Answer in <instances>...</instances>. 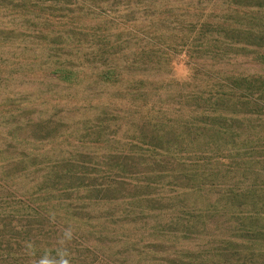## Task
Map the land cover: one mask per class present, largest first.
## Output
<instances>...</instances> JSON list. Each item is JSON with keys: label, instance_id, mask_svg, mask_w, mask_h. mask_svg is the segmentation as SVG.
I'll use <instances>...</instances> for the list:
<instances>
[{"label": "trees", "instance_id": "16d2710c", "mask_svg": "<svg viewBox=\"0 0 264 264\" xmlns=\"http://www.w3.org/2000/svg\"><path fill=\"white\" fill-rule=\"evenodd\" d=\"M69 2L84 9H69ZM74 9L85 15L76 14ZM46 10H61L55 31L63 30L66 24L78 27L76 33L70 31L67 36L55 33L52 40L58 49L68 43L82 48L92 32L98 38L91 43L93 49L96 47V58L88 62L103 67L95 79L110 86H118L124 80L131 84L128 96L115 95L113 100L131 107L127 116L137 117L143 125L133 124L125 132L128 151L115 165L125 173L129 165L136 167L154 161L162 170L147 175L149 183L144 187L154 186V191H148L138 203L134 199L125 202H130L125 209L111 207L104 220L84 215L82 207L96 210L98 201L87 189L85 196L94 199L95 205L85 201L77 207V197H73V206L68 199H61L50 207L57 219L42 216L47 225L37 224L36 217L45 209L38 202L41 193L22 195L17 186H12L22 176L12 177L7 168L24 163L28 171H40L52 158L20 160L29 144L18 140L21 137L18 138L15 127L25 122L34 132L31 138L44 140L51 151L57 150L61 140L76 136L69 130L62 134L55 127L61 120L56 117L58 113L37 117L29 123L30 119L19 115L20 108H2L0 118L5 119L8 113L4 128H9L4 132L11 140L4 142L3 138L4 145L24 146L17 152L18 158L8 150L5 158L0 157V226L10 234L0 241V246L8 247L0 250V264L5 263L7 256L13 264H264V0H0V19L13 16L10 20L16 26H0V39L27 34L19 31V18L24 19L29 13L34 14L29 21L34 35L43 34L46 38L53 25L40 16ZM80 16L97 25L85 23ZM110 31L118 34V39ZM128 41L132 42L134 53L145 54L151 61L156 55L161 62L170 57L174 61L175 56L183 54L187 65L203 75L202 80L193 84L188 79L178 81L173 77L178 86L175 97L150 96L149 91L165 86L144 76L127 78L122 70L103 61L113 52L126 53ZM241 56L260 68L247 72L239 67L229 71L210 67L215 61L231 57L238 61ZM79 66L87 68L81 63ZM3 67L0 64V71ZM52 75L67 83L79 80L78 71L64 66L62 61ZM51 96L45 95V99H64ZM39 98L44 100V96ZM85 117L84 128L78 130L81 143L113 147V143L103 141L104 136H97L104 135V124L114 122L115 114L106 112L98 122ZM38 149L43 146L37 145L35 150ZM148 152L154 160L147 158ZM115 165L94 166L89 174L99 172L102 177L108 176L99 184L108 188L107 181L113 182L116 176ZM129 174L136 179L142 177L135 171ZM60 178L63 176L55 181ZM164 178L169 179L170 189L175 184L179 190H172L175 193L171 195L163 192L169 186ZM134 195L133 192L131 197ZM13 219L18 230H6L4 226ZM57 220L59 224V220L68 222L65 234L71 247H60L64 240L55 232ZM78 223L89 224L96 233L107 229V234L97 238L89 235L88 239H108L110 244L106 247L101 243L98 247L96 242L80 240V232L72 231ZM16 244L24 247L21 256L10 248ZM117 246L119 249L114 251Z\"/></svg>", "mask_w": 264, "mask_h": 264}, {"label": "rangeland", "instance_id": "374dc122", "mask_svg": "<svg viewBox=\"0 0 264 264\" xmlns=\"http://www.w3.org/2000/svg\"><path fill=\"white\" fill-rule=\"evenodd\" d=\"M68 4H72L69 9L76 6L84 9L81 5L75 4L74 2H69ZM74 12L78 15L79 13L85 15L83 12H77L75 9ZM41 13L42 15H40V13L39 15L42 16L43 19H48L53 24L49 27V30L46 33L48 36H46V38L42 36L43 34L34 35L35 32H33V29L29 25V21L31 18H34V14L29 13L26 14V18H19L21 20V28L19 31H25L27 34H21L19 37L0 39V64H3L4 66L2 71H0V111L3 110L2 108H20L18 111L20 113L19 115H22L25 120L30 119L29 123L36 120L37 117L43 116V118H45V116H49L50 114L58 113L56 117H60L61 120L59 119L60 121L55 127H59V131L62 132V134L69 133L68 131H64L69 130L70 133H73L76 136V138H72V140H70V138L61 140V144L56 146L57 150L51 151L47 149L44 140L41 141L31 138V136H34V132L31 129H28L24 122L22 125L15 127L18 138L19 136L21 137V139L18 140L29 144V147L23 156H21L20 160L30 157L33 161H35L34 158L40 161L43 160L42 158H44V156H50L52 159H50V162H48L45 167H42L40 171H33L32 169L28 171V168H26L23 163L15 165L13 168H7V172H12V177L14 178L22 176L21 178H17L12 185L14 187L17 186V189L22 191V195L41 193L38 202L42 204L45 209L41 212L39 217H36V219L39 220L37 221V224L44 225V223H46L47 225V222L41 219L42 216L57 219L50 207L52 206V202L61 199H68V203L73 206V197H77V207H82L85 201L90 205H95L96 201H94V199H87L85 196L89 193L86 191L87 189H90V192L96 195L94 197L98 198V201L94 206L96 210H85V208L82 207V209H84V215L86 214L91 217L97 216L99 219L104 220V216L112 211L111 207L115 209H120L122 207V209H125L130 203L125 204V202L134 199L138 203V200L141 201L143 197H146L148 191H154V186H149V188L144 187L149 183L146 178L149 173H159L162 170V167L158 164H154L153 161L136 167L129 165L127 166V171L125 173L118 169L115 163L124 159L123 156L128 151L125 148V143L127 141L125 132L131 128L133 124H136V126L143 125L142 121L137 117L134 119L127 116L126 111L131 107L118 100H113L114 98H117L115 95L128 96V88L131 84L129 81L124 80L118 86H110L103 84L102 81H97L95 79L96 75L99 70H103V67L99 65L96 66V64L93 65L88 61H91V59L95 57L96 47L93 49V44L91 43L96 42L98 38L93 37V35L90 34L92 32H90L88 33L87 43L85 44L86 46L79 48L76 47L75 44L68 43L67 46L65 45L61 49H58L56 43L52 40L55 33L60 32V34L67 36L70 31L76 33L74 30H77L78 27L66 24L64 25L63 30L55 31V21L59 22L58 19L60 18L58 15L61 13V10L57 13L47 10ZM53 13L56 14L52 15ZM81 18L85 23L94 26L97 25L88 19ZM10 19H13V16L8 15L7 19H0V26H6L7 29L12 27L16 28V26L11 23ZM39 20L40 19H36V21ZM31 32L33 33L30 34ZM99 32L101 34V30ZM111 34L113 38L118 39V34L112 32ZM124 51L126 53L113 52L111 53L113 55H109L107 59L103 61H105L110 67L115 66L122 70L127 78L139 79V77L144 76L158 80L162 84V87H165L160 90H153V92L149 91L150 96L155 97L156 99L171 94L175 97L178 88L175 84V79L178 81L188 79L190 80L189 82L196 84L199 82V79L202 80L203 78V75L199 74L195 69L192 70L191 67L187 65V59L183 54L175 56L174 61L170 57L169 61L166 62L168 59L164 58L162 60L165 62H161L158 55L152 57L153 61H151L145 54L134 53L135 50H133V44L130 41L126 42ZM61 61L64 66H72L76 72L78 71L79 80L67 83L57 80L56 77L52 75L54 68L57 66L58 62ZM80 63L87 68L82 69L81 66H79ZM210 67L225 69L228 71L233 69V67H239L247 72L257 71L260 68L242 56L238 61L232 57L225 58L221 61H215L214 65H211ZM171 77L175 78H173L174 81L172 82ZM45 95H53V97H51L55 99L58 97L64 99L49 101L45 99ZM42 96H44V100L39 98ZM85 98L91 100L84 101ZM46 111H48L47 114L45 113ZM106 112L114 113L117 119L114 122L105 123L103 126L105 129L104 135L97 137L104 136L103 141L113 143V147H110L109 145H83L80 141V132L78 130L79 128H84L86 121L85 116L90 118V122L92 120L98 122L99 119L103 118ZM5 115L6 119L8 113H5ZM5 119L0 118V157L6 156L5 151L8 150V153H12L18 158L19 153L17 152H19L24 145L20 143H13L11 146L4 145V142H11L4 132L9 128V126L4 128L6 125ZM3 138L6 139L4 142ZM39 144L43 146V149L35 150V147ZM127 146L129 147V145ZM148 154L149 156L147 158L154 160V157L150 156L149 152ZM106 164H110L111 167H114L115 165L116 168V176H114L115 179L113 178L114 181L111 182L108 178L109 180L106 183L109 186L108 188H104L103 185L99 187V184L105 182L108 176L102 177L99 172H96L97 175L89 174L92 167L96 166L99 168H105ZM134 171L140 173L142 177L136 179V176L129 174V172L131 173ZM50 172L51 174H49ZM143 173H145L144 176L142 175ZM60 176H63V178H60L61 180L59 181H55V179ZM94 176H97V178L95 179ZM81 179L83 182L79 183ZM163 180L165 182L169 181L168 178H164ZM172 180L174 179H171V181ZM83 184L84 187L82 188ZM169 184L170 182L167 183V185ZM76 185H81V187H76ZM5 186L11 188L9 185ZM170 187V185L167 186L163 192L170 193L169 195H171L172 193H175L172 190H179V187L175 184L172 189H170ZM133 192L136 195L132 198L131 194H133ZM81 193H83V195H81ZM119 214L120 213H117L116 215L118 216ZM59 221L60 224L58 223V220L56 221V225H59L55 232L58 233L57 235L60 237H63L64 243L60 244V247L66 245L71 247V245H69L68 235L65 234V230L69 228L67 225L68 222L63 220ZM14 222H17L16 219H13L8 225H5L4 227L6 230L9 227H14V230L17 231V226H13ZM80 224L81 223L75 224L72 228L73 232H76V230L80 232L79 234L82 235L80 240L85 242H96L98 247H100L101 243L106 247L110 244L108 239L103 242L95 240L93 236L88 239L89 235H95L97 238L99 235L107 234V229L96 233L93 231V227L89 224ZM2 228L3 227L0 226V241L1 239L4 241L5 238H8L10 235L6 234V231L2 230ZM23 239L26 240V238ZM51 239L52 237H48V240ZM20 243L22 244V242ZM46 245L47 244H44V247ZM7 248L8 247L4 244L0 246V250ZM10 248L14 249L15 253H18L21 256V251L24 247L20 244H16L15 247ZM117 249H119V246L115 247L114 251ZM5 253L8 254V251L6 250ZM4 262L5 263L2 264H13L10 256H7V260Z\"/></svg>", "mask_w": 264, "mask_h": 264}]
</instances>
